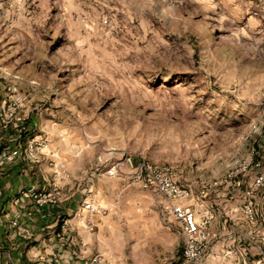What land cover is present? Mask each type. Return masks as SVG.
<instances>
[{
	"label": "rangeland",
	"instance_id": "1",
	"mask_svg": "<svg viewBox=\"0 0 264 264\" xmlns=\"http://www.w3.org/2000/svg\"><path fill=\"white\" fill-rule=\"evenodd\" d=\"M142 164L187 191L178 202L209 233L201 261L185 259L170 200L138 178ZM263 174L264 0H0V234L25 240L0 238V264L81 255L43 259L27 225L5 222L14 186L12 202L31 199L45 224L76 205L59 225L77 216L87 264H263L264 225L246 212H262Z\"/></svg>",
	"mask_w": 264,
	"mask_h": 264
},
{
	"label": "built area",
	"instance_id": "2",
	"mask_svg": "<svg viewBox=\"0 0 264 264\" xmlns=\"http://www.w3.org/2000/svg\"><path fill=\"white\" fill-rule=\"evenodd\" d=\"M133 166L132 161H129ZM119 169H121V163L118 162L114 164L107 170V174L110 176H116ZM137 176L139 179L144 181V185L155 184L162 194L170 200L171 210L175 219L180 223L181 229L184 237V251L183 255L187 261L199 262L204 258V243L208 239L209 233L206 232L205 224L200 223L196 212L190 207L183 203L178 202L180 199L185 197L188 193L175 182H173L170 176L164 171L154 169L151 165L142 164L136 168ZM256 186L264 185V174L257 177L255 181ZM248 194H251L249 191ZM62 193L59 189H55L48 196L50 201L57 202ZM37 197V195H35ZM41 203V200H37ZM83 209L88 211L89 215L92 216L95 212L99 210L96 207L94 201H85L83 203ZM248 220L251 223L256 221L255 213L253 208L248 206L247 209ZM88 228L93 229L94 223L92 220L85 221ZM69 219L65 220L61 225V238H65L68 232ZM259 253L264 264V244L259 247ZM79 256L77 249H72L68 253V259L73 260ZM61 257L56 259V264H64ZM100 256H95L93 258L92 264H100ZM251 264V263H245Z\"/></svg>",
	"mask_w": 264,
	"mask_h": 264
},
{
	"label": "crops",
	"instance_id": "3",
	"mask_svg": "<svg viewBox=\"0 0 264 264\" xmlns=\"http://www.w3.org/2000/svg\"><path fill=\"white\" fill-rule=\"evenodd\" d=\"M24 184H26V182L21 180L20 187L22 188ZM16 192L17 187L15 186L10 187L8 190H5V197H7L4 199L6 200L4 204V210L5 212H7L5 214V217H7L5 222L18 218L20 220L17 222L18 224L27 225L30 230L33 231L34 239L36 241H40L41 247L45 248V251L41 250V258L44 259V255H49L54 251L60 252L62 257H65V255H67L68 252L74 248L80 250L81 255L76 261H67L66 264H87L88 260L90 259V251L89 248L86 249V244L84 243V241H89V238L91 237L89 236L88 232L84 228H82L81 225L78 223L77 216L69 218L70 233L68 235V238H72L73 242L66 244L65 241H63V238H61L59 217L65 212H68V214L72 216V211L76 210V205L71 204L68 208H65L63 205L55 207L53 210L55 216L53 218L48 217V221L46 222H48L49 224H45V221L40 219L42 215V209L40 210V208L37 207V205H35L34 202L31 201V199H29V201L32 203V205L28 206L23 205L22 202L20 204L12 202V195ZM259 192L262 193L263 191ZM260 210L262 212L260 214L257 213V219L255 224H258L260 227H262L264 225V197ZM28 211L34 212L35 218L31 219L30 222H25L24 220H27L28 218ZM23 237L26 238L25 235H23ZM0 238H2L4 241L9 240L10 242H25V240L22 239V235L20 236V233H17L16 230L12 228L6 229L4 233L0 234ZM82 243L84 245H82ZM40 264L45 263L41 262Z\"/></svg>",
	"mask_w": 264,
	"mask_h": 264
}]
</instances>
